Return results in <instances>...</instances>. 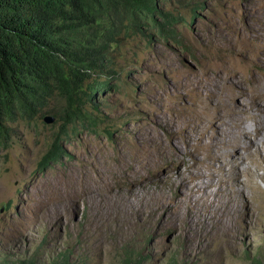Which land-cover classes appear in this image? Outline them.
<instances>
[{"label": "rangeland", "instance_id": "obj_1", "mask_svg": "<svg viewBox=\"0 0 264 264\" xmlns=\"http://www.w3.org/2000/svg\"><path fill=\"white\" fill-rule=\"evenodd\" d=\"M159 9L175 18L174 40L147 22L144 35L120 38L117 73L107 78L112 86L98 88L86 105L96 126L78 121L57 133L61 123L43 121L50 113L13 124L0 147V264L264 263V130L250 127L248 148L235 143L226 162L211 158L221 155V146L196 150L202 122L192 120L198 103L214 93L230 102L222 84L232 82L238 107L264 123L258 95L261 87L264 93V0H166ZM220 114L214 117L226 123ZM187 118L184 123H193L184 129ZM176 122L182 126L173 137L168 129ZM225 129L222 123L219 138L227 140ZM160 141L194 148L214 179L232 175L196 200L188 186L207 181L204 163L171 155ZM50 146L60 148L58 158L51 159Z\"/></svg>", "mask_w": 264, "mask_h": 264}, {"label": "trees", "instance_id": "obj_2", "mask_svg": "<svg viewBox=\"0 0 264 264\" xmlns=\"http://www.w3.org/2000/svg\"><path fill=\"white\" fill-rule=\"evenodd\" d=\"M165 1L0 0V147L11 138L13 124H29L47 113L61 123L57 133L78 121L96 126L86 105L98 88L112 86L107 78L117 73L120 38L144 35L147 22L156 34L174 40L175 18L159 9ZM59 152L50 146L51 159ZM250 264L264 263L253 259Z\"/></svg>", "mask_w": 264, "mask_h": 264}, {"label": "bare ground", "instance_id": "obj_3", "mask_svg": "<svg viewBox=\"0 0 264 264\" xmlns=\"http://www.w3.org/2000/svg\"><path fill=\"white\" fill-rule=\"evenodd\" d=\"M222 87L228 89V96H229L230 102L228 101V99L227 100L225 99L223 94L220 95V93H218V94L214 93L212 99H210L208 101H204V102L198 103V108L195 109L194 116H193L192 120L196 119L198 121H201L202 122V127L200 128L199 133L197 134L196 138L194 139V141H196L194 144H196V146H195V147H197L196 150H198V152L200 151V153H202V154L205 153L206 150H209V149L212 150L214 147L217 148V146H221V148H223V152L222 153H220L221 151L217 152V153H220L221 155H214V156L212 155V157L211 156L210 157L211 158L214 157L216 159H219L220 161H222V158H223L224 161L231 162V155L233 154V148H232L233 145L235 143H239L240 145H242L244 150H246L248 148V145H246V143H245L246 131L250 127H252L257 132L263 133L264 123H263V117L259 118V116L254 115L253 113L249 114L250 111H249V109L247 107H245V106H239L238 107L237 100L235 98H233L234 94H236L238 92V90L235 88V86H234V84L232 82H230V83L229 82H225V83L222 84ZM258 91H259L258 95H260L259 98L264 100V93H263L262 87ZM249 99H252V98H249ZM250 106L252 108V107L256 106V104L254 102H250ZM218 109H221L220 119L224 120V119L228 118L226 123L221 122L220 120H218V119H216L214 117V114L217 113ZM260 109H261V105L258 106V110L259 111H260ZM209 119H212L214 122L213 123H208ZM186 121H190V119L183 120L182 122H180V123H182L183 127L185 125L184 129L186 127L190 126L193 123L191 121L192 123H190L188 125L187 123H184ZM248 121H249V124H247ZM222 123L226 127V129L223 130V134H224V136L227 135V137H228L227 140L223 139L224 137L223 138H219L220 134H219L218 130H219L220 125H222ZM245 123L247 124V126L245 125ZM182 125L179 126V123L176 122L175 125H171L170 126V128L168 129V132L173 137L174 136H179V133H180L179 129L181 128ZM189 129H191V131H192V128H188V132H189ZM181 133L183 134V136L186 137L188 147H191L192 144H193L192 137L189 136V134L187 133L186 130L182 131ZM248 143H251V141H249ZM158 144L161 147L166 146L167 149H168V153L171 154V155L177 156V155L181 154L183 157H184V155L192 156L193 157L192 159L195 160L194 161L195 164L196 163H199V164L204 163L203 166L205 167V169L208 170V175H207V178H206L207 181L201 180L202 181V182L200 181L201 183H194V184L188 186V190H189L190 193H193V194L197 193L195 195L196 196V198H195L196 200H197V196L198 195H203L204 196L205 189L208 186H213V185H216V184H220L222 182V180H226V179L230 178V176L232 175V174L227 172L226 175L222 174V175H224L223 177H221V178L217 177V179H214L215 178V175H214L215 173H213L214 170L211 172L210 169H209V168H211V165L208 164L207 160H206L207 162L204 161L203 156H201V157L195 156L194 155L195 150H193L194 148L193 149H179L175 145V143L173 141H171L170 144H164L163 141H160V143H158ZM216 151H218V150H216ZM210 154L211 153H208L206 155V157H209ZM256 154H257V152H256ZM238 159L239 158H237V160ZM182 161H184V158H182ZM223 167H224L223 165H220L219 170L223 171L224 170ZM186 168H187V166H186ZM190 170H188V171L190 172ZM176 173H177L178 176L183 175V173L181 171L176 172ZM188 175H189V173H188ZM200 175H202V173L198 174V176H200ZM183 176H185V175H183ZM205 176H206V174H205ZM192 177H195V176H192ZM236 177H237V175L234 176V178H236ZM187 178H188V176H187ZM192 180H195V179H192ZM192 180H190V181H192ZM186 182L187 181L182 177V179L180 181V184H184ZM247 182L250 184L249 180ZM221 186H222V184H221ZM254 186L251 185L250 187L254 188ZM96 191L98 192L97 189H96ZM217 191H221L220 186H218ZM257 198L258 197L256 196V199ZM199 200H201V199H199ZM213 200L214 199H212V198L209 199L208 202L205 205V208H208V206H211ZM203 202H205V201H203ZM212 208H210V209H212Z\"/></svg>", "mask_w": 264, "mask_h": 264}, {"label": "water", "instance_id": "obj_4", "mask_svg": "<svg viewBox=\"0 0 264 264\" xmlns=\"http://www.w3.org/2000/svg\"><path fill=\"white\" fill-rule=\"evenodd\" d=\"M43 121L45 123H52L54 121V117L52 115H45L43 117Z\"/></svg>", "mask_w": 264, "mask_h": 264}]
</instances>
